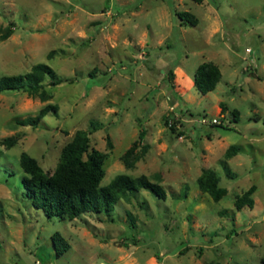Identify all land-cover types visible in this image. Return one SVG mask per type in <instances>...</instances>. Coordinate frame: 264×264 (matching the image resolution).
<instances>
[{
  "label": "rangeland",
  "instance_id": "1",
  "mask_svg": "<svg viewBox=\"0 0 264 264\" xmlns=\"http://www.w3.org/2000/svg\"><path fill=\"white\" fill-rule=\"evenodd\" d=\"M204 61L222 72L205 94ZM39 62L61 83L0 92V264H264V0H0V77ZM48 105L38 126L19 123ZM80 130L105 154L101 185L146 176L166 198L141 188L73 219L36 207L22 153L52 174ZM208 168L219 201L199 187ZM253 185L254 207L238 210Z\"/></svg>",
  "mask_w": 264,
  "mask_h": 264
},
{
  "label": "trees",
  "instance_id": "2",
  "mask_svg": "<svg viewBox=\"0 0 264 264\" xmlns=\"http://www.w3.org/2000/svg\"><path fill=\"white\" fill-rule=\"evenodd\" d=\"M201 2L202 0H196ZM177 15L191 25L198 23V18L189 11H179ZM7 35V34H6ZM4 34L3 37L6 36ZM50 75L54 85L61 83L56 79L53 67L44 62L32 66L31 70L24 74L3 75L0 77V92L6 90H26L31 94H38L45 87V78ZM175 72L170 70L168 79L173 80ZM222 78V72L218 65L212 61L202 62L195 73L194 82L196 89L205 94L214 90ZM54 105H48L41 109L38 115L20 119L22 125L38 126L50 111H56ZM237 114L234 119L238 120ZM166 124L175 131L174 124L166 119ZM145 130L142 129L140 143L145 138ZM16 137L3 139L2 143L12 146L17 143ZM136 145V144H135ZM134 146L129 149V152ZM105 154L91 146L89 134L85 130L78 131L73 139L68 142L61 154L60 161L52 174L45 173L38 160L28 153L21 155L20 164L29 176L23 178L24 187L32 203L42 209L49 217L77 218L86 212L110 214L115 209L118 200L129 199L141 188L153 191L159 198H166L165 189L159 184L152 182L146 176L133 178L127 174H118L110 183L101 185L105 175ZM232 174L230 170H227ZM199 187L208 192L215 201H219L225 194L226 189L220 185V176L213 169H205L198 179ZM256 187L253 185L239 195L235 206L241 210L245 206L254 207L253 193ZM221 213H224L223 211ZM131 225H135V219L130 215ZM55 238L57 249L67 248L63 244L62 237L57 234ZM62 251V250H61ZM59 250V252L61 253ZM216 264H222L217 262Z\"/></svg>",
  "mask_w": 264,
  "mask_h": 264
},
{
  "label": "built area",
  "instance_id": "3",
  "mask_svg": "<svg viewBox=\"0 0 264 264\" xmlns=\"http://www.w3.org/2000/svg\"><path fill=\"white\" fill-rule=\"evenodd\" d=\"M215 122H218L217 119H214Z\"/></svg>",
  "mask_w": 264,
  "mask_h": 264
}]
</instances>
